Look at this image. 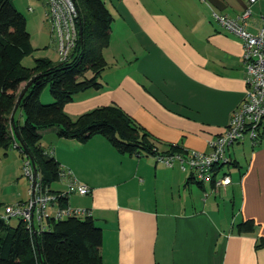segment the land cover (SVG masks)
I'll return each instance as SVG.
<instances>
[{
	"label": "crops",
	"instance_id": "obj_1",
	"mask_svg": "<svg viewBox=\"0 0 264 264\" xmlns=\"http://www.w3.org/2000/svg\"><path fill=\"white\" fill-rule=\"evenodd\" d=\"M104 1L113 19L100 88L78 92L64 111L75 118L116 104L159 141L161 155L170 144L183 153L208 151V141L224 132L245 93L243 42L211 13L237 18L245 0ZM250 10L246 28L254 33L264 0ZM41 35H47L43 28L34 41ZM12 117L22 124V109ZM40 132L44 150L90 188L85 195L70 192L67 204L88 209L100 226L103 262L264 264V243L258 246L264 239V122L255 145L245 137L228 149L231 160L220 173L231 182L219 187L199 183L178 161L166 165L156 154L120 153L102 135L81 143L58 137L55 128ZM56 183L54 190L66 189L65 180ZM245 219L254 221L253 230L236 232L235 224Z\"/></svg>",
	"mask_w": 264,
	"mask_h": 264
},
{
	"label": "trees",
	"instance_id": "obj_2",
	"mask_svg": "<svg viewBox=\"0 0 264 264\" xmlns=\"http://www.w3.org/2000/svg\"><path fill=\"white\" fill-rule=\"evenodd\" d=\"M73 2L78 36L68 57L57 62L38 57L32 66H24L22 59L33 50L26 18L12 0H0V148L13 146L21 156H27L43 188L57 194L60 206L67 204V196L51 185L59 180L61 166L41 146V130L55 128L58 137L81 143L102 135L120 153L161 155L159 141L116 104L95 107L75 118L64 111V104L78 92L100 88L99 78L106 67L102 50L108 44L113 19L104 0ZM22 82L26 84L19 90ZM45 85L53 99L50 103L40 101ZM15 106L23 111L22 124L12 117ZM174 153L184 154L170 144L166 154ZM9 219L0 214V264H109L101 258L102 230L91 214L58 219L48 216L44 227L34 230L22 219L18 218L16 225ZM234 228L249 232L254 221L241 220ZM262 243L264 239L258 246Z\"/></svg>",
	"mask_w": 264,
	"mask_h": 264
},
{
	"label": "built area",
	"instance_id": "obj_3",
	"mask_svg": "<svg viewBox=\"0 0 264 264\" xmlns=\"http://www.w3.org/2000/svg\"><path fill=\"white\" fill-rule=\"evenodd\" d=\"M257 0H245L246 5L237 18H230L212 11V17L228 32L239 36L243 42V65L245 93L240 103L233 109L223 133L208 141V151H189L184 154L159 155V160L166 165L178 161L182 171L190 172L199 183L210 182L214 187L225 186L231 182L228 173H220L228 165V149L243 138L248 137L252 145L259 138V131L264 122V17L261 18L256 32L247 30L250 17V5ZM46 7V20L50 35L55 44L57 60H65L77 40V9L73 0H43ZM31 9V8H29ZM22 172L29 181V197L26 201L6 205L3 216L22 219L29 230L44 227L48 216L55 219L67 216H86L90 211L84 207L68 204L60 206L57 194L48 192L42 186L40 175L36 172L27 156H22ZM59 179L66 181V189L60 194L70 192L85 195L90 188L73 179L66 169L60 168ZM56 206L51 212L50 207Z\"/></svg>",
	"mask_w": 264,
	"mask_h": 264
},
{
	"label": "rangeland",
	"instance_id": "obj_4",
	"mask_svg": "<svg viewBox=\"0 0 264 264\" xmlns=\"http://www.w3.org/2000/svg\"><path fill=\"white\" fill-rule=\"evenodd\" d=\"M12 2L14 6L24 14L27 30L33 36V50L22 59V64L24 66H32L34 58L42 56L43 53L52 57V59L56 58L57 53L54 50V42L50 35L48 22L46 20V7L43 0H12ZM42 28L45 29L47 35L44 37L41 35L40 40L37 41L40 43L37 44V42L34 41V39L36 40L35 34ZM52 100L49 86L45 85L40 93V101L42 103H50ZM17 116L18 112L16 114V117ZM4 152H6V154H4ZM22 162V156L16 147L10 146L8 149L0 148V210L3 209L5 204L29 197V181L22 172ZM223 168L225 169L227 166L224 165ZM57 186L58 184L53 182L51 188L55 189ZM191 187L194 189L195 196L198 193L201 196V192L196 183H192ZM50 210V213L54 211H52V209ZM17 222L18 218L16 217L10 220L11 225H16Z\"/></svg>",
	"mask_w": 264,
	"mask_h": 264
},
{
	"label": "water",
	"instance_id": "obj_5",
	"mask_svg": "<svg viewBox=\"0 0 264 264\" xmlns=\"http://www.w3.org/2000/svg\"><path fill=\"white\" fill-rule=\"evenodd\" d=\"M32 80H33V79H31L30 82H31ZM22 94H23V91L20 93L18 99L20 98V96H21ZM16 108H17V106H15L13 110H15Z\"/></svg>",
	"mask_w": 264,
	"mask_h": 264
}]
</instances>
